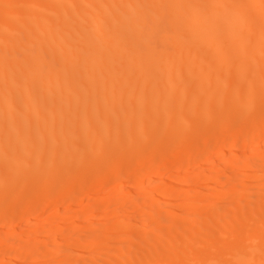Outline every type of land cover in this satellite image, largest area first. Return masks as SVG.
<instances>
[{"label":"bare ground","instance_id":"bare-ground-1","mask_svg":"<svg viewBox=\"0 0 264 264\" xmlns=\"http://www.w3.org/2000/svg\"><path fill=\"white\" fill-rule=\"evenodd\" d=\"M262 132L264 0H0V228L120 183L77 220L34 221L38 241L4 228L0 264H264V149L201 172L212 188L181 215L154 200L182 184L140 176Z\"/></svg>","mask_w":264,"mask_h":264},{"label":"rangeland","instance_id":"rangeland-1","mask_svg":"<svg viewBox=\"0 0 264 264\" xmlns=\"http://www.w3.org/2000/svg\"><path fill=\"white\" fill-rule=\"evenodd\" d=\"M253 133V132H252ZM254 134V133H253ZM255 134H257V133H255ZM219 142H220V144H218V146H216V147H214L215 145H210L209 147H208V158L210 159L211 158V160H209V162L208 161H206V162H202V161H193L191 164H187V165H185V166H183V165H179L178 167H173V166H171V168H168V169H165V170H163V169H160V170H155V169H149V167H148V169H146L145 170V172H142V173H140V176H145V179L146 180H144V182L146 181V183L148 182L149 183V185H154V183H157L158 182V180L159 179H162V180H167V181H171V182H173L174 181V183H178L179 185L180 184H182V187H181V194L183 193V195L180 197V198H177L176 200L175 199H173V198H169V197H165V198H160V199H158L159 197H157V199L156 198H154V199H156V200H154V201H160L161 202V204L163 205V206H167V207H179V209L181 210L180 211V215L183 213V214H185V212L187 211V210H189V208H190V204H189V201H188V195L189 196H191L196 202H195V205H194V207H192V208H196V206H197V208H200L199 207V199L198 198H202V195H205V193H206V191L208 192V190H210L212 187H211V185H206V181L204 180V178H203V173L205 174L206 173V170H209V168H211V167H214V166H216V167H218V166H221L222 164H220V162H222V163H224L225 161L227 162V163H230L231 161L233 162L234 161V159H236V156H245V154L246 155H249V153L251 154H253V155H257V153H259V152H256L258 149L260 150V149H264V132H262V133H260V135L258 134L257 136L256 135H254L253 137H252V140H250V142H247V143H241V144H239L235 149L236 150H227L226 148H227V145H229V141H226V139L225 140H223L222 142L220 141V140H218ZM224 142V143H223ZM191 146V145H190ZM221 146V147H220ZM188 147H186V149H184V150H178V151H175V152H173V153H170L169 155H168V160H169V162H171L172 163V161L176 158V157H178V156H182V155H185V154H189L190 152H191V150H189V149H187ZM223 150H224V152L225 153H223ZM226 150V151H225ZM250 150V151H249ZM253 150H255V151H253ZM258 150V151H259ZM221 151H222V153H221ZM249 151V152H248ZM185 154H184V153ZM247 152V153H246ZM255 153V154H254ZM180 154V155H179ZM150 155V156H149ZM148 155V157H147V161H148V163H154V162H156L155 160H156V158L158 157V156H156L155 154H149ZM152 155V156H151ZM174 155V156H173ZM223 155V156H222ZM263 157H264V154L262 155ZM221 157V158H220ZM235 157V158H234ZM149 158V159H148ZM174 158V159H173ZM224 159V160H223ZM233 159V160H232ZM154 160V161H153ZM229 162H228V161ZM211 161V162H210ZM224 161V162H223ZM231 162V163H232ZM152 163V164H153ZM182 166V167H181ZM222 167V166H221ZM205 168V170L203 171V169ZM206 168H208V169H206ZM125 171V170H127L125 167H124V169H122V171ZM185 171H187L188 173L190 172V174H193L195 177H193L192 178V176L190 177L191 179H192V181L191 180H189V179H187L188 180V182L186 181V179H183V180H185L184 182H182L181 180H180V182L176 179V177L174 176V175H176L178 172H180V173H178L177 175H179V174H181V172L182 173H184ZM201 172H203L202 174H201ZM199 173H200V175H199ZM185 175H186V173H184ZM184 176V175H183ZM173 177V180H171V178ZM170 178V179H169ZM175 178V179H174ZM195 179V180H194ZM156 180V181H155ZM176 181V182H175ZM151 182V183H150ZM182 182V183H181ZM187 182V183H186ZM192 182V183H191ZM146 183H143V185L142 184H139V189L141 188V189H143V188H145V185H147ZM118 184L120 185V183H118V182H115V181H112V182H110V183H108L106 186H104V187H102V188H100V190H99V188H95L94 190H92V188H84V189H80L79 191H77V194H76V198L74 199V200H76V201H74L72 204L73 205H70V207L68 206V204L67 203H61V202H58V203H56V204H54V206L53 207H51V206H48L47 208L48 209H40L35 215H31V213L28 211L27 212V214H26V218L24 217L22 220H20V221H17V222H15L14 224H12V225H6V226H4V228H8V226H16L15 228H16V232L17 233H22V232H28V231H31V235L29 236L30 238H29V240H34V241H38V238L40 237V234L38 233V229H37V226L36 225H38V224H42L43 222H45V220L46 221H48L47 219H50V217L51 218H53V217H55L56 215H57V212H58V209H59V212H60V210H61V212L59 213L58 212V214L59 215H61L62 217H63V219H61L62 220V223H68L69 221L71 222V221H74V220H77V218L75 219V216H74V213L75 212H77L78 211V209L81 207V206H86V205H88L92 200L94 201L95 199H97V198H99L101 195L102 196H105L106 194H109V193H111L110 192V190L112 191L115 187H117L118 186ZM193 185V186H192ZM227 185V184H226ZM124 186V187H123ZM185 186V187H184ZM211 187V188H209V187ZM255 187H253V188H258L259 186L261 187V189L263 188V190H264V183L262 182V183H260V184H258V185H254ZM125 187H126V184H124V183H121V189H125ZM143 187V188H142ZM259 187V188H260ZM138 188V187H137ZM209 188V189H208ZM90 189H91V191H90ZM204 189V190H203ZM204 192V193H203ZM84 194V195H83ZM98 194V195H97ZM105 194V195H104ZM207 194V193H206ZM92 195V196H91ZM100 195V196H99ZM193 195V196H192ZM184 196V197H183ZM91 197V198H90ZM95 197H97V198H95ZM190 197V198H191ZM168 198V199H167ZM91 200V201H90ZM90 201V202H89ZM199 201V202H198ZM79 203V204H78ZM88 203V204H87ZM169 203L170 204H173V205H169ZM75 204V205H74ZM85 204V205H84ZM176 204H178V205H176ZM77 205V206H76ZM81 205V206H80ZM79 206V207H78ZM201 206V205H200ZM51 207V208H50ZM68 207V208H67ZM77 207V208H76ZM66 208V209H65ZM70 208V209H69ZM75 208L77 209V211H75ZM82 209V207L80 208V210ZM57 210V211H56ZM143 209H142V207L141 206H138V207H136V209H134L132 212H131V214H132V217H133V223L136 225V224H138L139 222H138V220L140 219H137V220H135L137 217H139V216H141V214H140V212L142 211ZM184 210V211H183ZM71 213H70V212ZM69 212V213H68ZM55 213H56V215H55ZM101 213V214H100ZM100 213H96V214H94V215H92L91 214V216L90 215H88V217L90 216L91 217V219L94 217L95 218V220L96 221H98V222H102V223H107V221H109L111 218H113L114 216L116 217V216H119L121 213H119V214H116V215H113V214H111V213H104V212H100ZM54 214V215H53ZM34 216V217H33ZM73 216V217H72ZM61 217V218H62ZM77 217V216H76ZM87 217V216H86ZM86 217L84 218V219H86ZM93 218V219H94ZM66 219V220H65ZM73 219V220H72ZM87 219H89V218H87ZM25 220V221H24ZM40 220V221H39ZM69 220V221H68ZM79 221H82V219H78ZM158 220H161V217H158L157 218V220H155L154 222L152 221H150V222H148V223H146V228H145V230L146 231H149V233L152 231V229H154V224H156V222L158 223ZM36 223H35V222ZM43 221V222H42ZM22 222V223H21ZM28 222H29V224H28ZM33 223H35V224H33ZM38 223V224H37ZM18 224V225H17ZM20 224V225H19ZM27 224V225H26ZM82 224L83 223H81L80 224V227L83 229H85V226L84 227H82ZM34 225H35V227H34ZM154 225V226H153ZM0 226H3V224H0ZM23 226V227H22ZM28 226V227H27ZM79 226V225H78ZM153 226V227H152ZM27 227V228H26ZM32 227H34V228H32V230H31V228ZM4 228H0L1 230L0 231H2V232H4L5 231V229ZM79 228V227H78ZM81 228H79V233L81 232V231H84V230H82ZM21 229H22V231H21ZM24 229H26V230H24ZM35 229H36V231H35ZM19 230V231H18ZM86 231H87V227H86V229H85ZM88 231H89V229H88ZM34 232H35V234H34ZM37 232V233H36ZM90 232V231H89ZM33 233V234H32ZM86 233H88V232H85V234ZM73 233H71V234H69V235H72ZM76 234H78V232H76ZM75 233L73 234V235H76ZM81 234V233H80ZM84 233H82L81 235H83ZM84 234V235H85ZM50 235V236H49ZM65 236L67 239H69V237L70 236ZM79 235V234H78ZM83 235V236H84ZM32 236V237H31ZM35 236V237H34ZM37 236H39V237H37ZM48 236V237H47ZM55 237V234L54 233H47L46 235H45V237L44 238H46V240H53V238ZM72 237V236H71ZM41 238V237H40ZM66 238H64V239H66ZM63 239V240H64ZM134 239H136V238H134ZM66 241V240H65ZM135 243H137V240H136V242ZM140 247V248H139ZM144 246H138V249L140 250L141 248H143ZM137 249V250H138ZM95 250V247L93 248V249H91V251H94ZM106 253H107V256H112V257H116L117 256V254H118V252H114V251H105ZM105 253V254H106ZM109 254V255H108ZM86 256L87 257H89L90 256V254H86ZM26 259V258H25ZM22 261H24V262H26V263H30L31 261L30 260H28V259H26V260H22Z\"/></svg>","mask_w":264,"mask_h":264}]
</instances>
